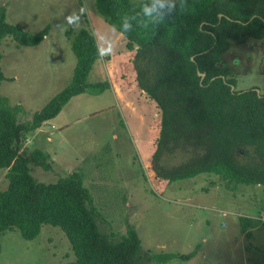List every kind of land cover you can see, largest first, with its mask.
Returning a JSON list of instances; mask_svg holds the SVG:
<instances>
[{
    "label": "rangeland",
    "instance_id": "374dc122",
    "mask_svg": "<svg viewBox=\"0 0 264 264\" xmlns=\"http://www.w3.org/2000/svg\"><path fill=\"white\" fill-rule=\"evenodd\" d=\"M0 6H6L8 22L28 33L50 26L36 46H20L9 37L1 45V65L8 79L0 83V94L22 106V122L30 121L72 81L77 58L68 30L87 28L98 45L114 49L111 56L99 57L88 77L89 91L97 83L107 84L105 90L73 97L54 118L57 127L51 129L53 119L46 125L53 142L46 135L35 137L33 144L49 148L51 144L57 160L50 172L34 168L38 180L53 182L74 171L83 173L110 229L125 233L128 224L134 225L143 249L154 254L197 250L188 261L173 258L165 264H264V186L228 183L207 173L170 182L153 170L161 110L139 87L135 50L97 11L95 0H0ZM236 58L237 65L232 62ZM223 62L238 90L257 86L264 93V38L234 44ZM68 123L64 139L61 128ZM94 137L101 143L97 148L90 145L94 149L87 152ZM42 147L38 148L47 149ZM184 158L182 153L168 155L163 163L171 166ZM5 172L0 168V191L8 186ZM242 217L254 220L250 238L242 232ZM0 243V264L75 260L71 243L58 226L45 225L33 240L18 229L6 230L0 233Z\"/></svg>",
    "mask_w": 264,
    "mask_h": 264
},
{
    "label": "trees",
    "instance_id": "16d2710c",
    "mask_svg": "<svg viewBox=\"0 0 264 264\" xmlns=\"http://www.w3.org/2000/svg\"><path fill=\"white\" fill-rule=\"evenodd\" d=\"M142 2L95 0V5L106 22L126 37L128 48L135 50L139 87L161 110L153 170L170 182L207 173L228 183L264 186V93L238 90L223 62L234 44L264 38V0H184V7L159 27L140 29L137 16L133 32L124 33L120 18L137 12ZM49 29L28 33L8 22L6 6H0V83L8 79L1 65L3 41L9 37L20 46H36ZM67 38L77 58L72 81L30 121H20L22 106L12 105L0 94V168L7 169L8 180L7 188L0 191V233L18 229L25 239L33 240L45 225L60 227L75 260L57 264H165L173 258L192 259L197 250L145 251L134 225L128 224L125 233L110 229L83 173L74 171L53 182L34 176V168L52 171L53 160L40 148L23 149L27 134L57 117L73 97L102 93L107 86L97 83L89 91L88 77L100 57L91 31L70 29ZM198 71L206 73L202 81ZM177 153L185 158L164 165L165 156ZM240 220L242 232L250 238L253 218Z\"/></svg>",
    "mask_w": 264,
    "mask_h": 264
},
{
    "label": "clouds",
    "instance_id": "9594fccd",
    "mask_svg": "<svg viewBox=\"0 0 264 264\" xmlns=\"http://www.w3.org/2000/svg\"><path fill=\"white\" fill-rule=\"evenodd\" d=\"M184 7V0H143L139 10L131 15L125 14L120 18L119 28L124 33L133 32L132 21L139 16L140 29L148 30L157 28L163 24L178 9ZM97 54L100 56H111L114 49L105 44L103 47L97 44Z\"/></svg>",
    "mask_w": 264,
    "mask_h": 264
},
{
    "label": "crops",
    "instance_id": "0c3cea01",
    "mask_svg": "<svg viewBox=\"0 0 264 264\" xmlns=\"http://www.w3.org/2000/svg\"><path fill=\"white\" fill-rule=\"evenodd\" d=\"M119 94H121L122 95V93L119 91ZM128 104H130V105H132V102H129V103H127V105ZM61 113V112H60ZM56 119V118H55ZM55 119H53L52 121H50L52 124H51V129H54V128H56L57 127V122L56 121H54ZM49 121L48 122H46L40 129H38L35 133H33L30 137H28V135H27V137L24 139V141H23V149H25V150H27V151H31V150H34V149H36V148H38V147H42V148H47V149H45V151L46 152H48L50 155H51V158H52V160L54 161H57L56 160V154H55V152L52 150V146H51V144H50V148H49V146L48 145H40V146H38L36 143L35 144H33V141H34V139H35V137H38V136H40V135H46V137H48V139L49 140H51L52 142L54 141V139H53V137H52V131H51V129L50 130H48L47 129V127H46V125L49 123ZM71 125L68 123V124H66V125H64L62 128H61V133H62V135H63V138L64 139H67L68 138V134H69V127H70ZM94 139H95V141H91V143L89 144V146H88V148H87V152H89L90 150L89 149H91L92 147L90 146V145H93L94 144V147H98L99 145H100V143H101V140H97V137H94ZM48 140V141H49ZM57 139L55 138V141H56ZM97 144V145H96ZM48 146V147H47ZM92 149H94V148H92ZM85 154V153H84ZM84 154L82 155V156H84ZM89 154V153H88ZM85 157H86V155H85ZM55 164V163H54ZM6 171H7V169H6ZM5 174H6V172H5ZM253 224H254V220H253ZM252 224V225H253Z\"/></svg>",
    "mask_w": 264,
    "mask_h": 264
},
{
    "label": "water",
    "instance_id": "95a60500",
    "mask_svg": "<svg viewBox=\"0 0 264 264\" xmlns=\"http://www.w3.org/2000/svg\"><path fill=\"white\" fill-rule=\"evenodd\" d=\"M222 16V14H220V17ZM198 74H199V76H201V81L205 78V76H206V73H204V72H200V71H198ZM235 89V86H232V90H234ZM257 92L259 93L260 92V90L259 89H257Z\"/></svg>",
    "mask_w": 264,
    "mask_h": 264
},
{
    "label": "flooded vegetation",
    "instance_id": "af4514ba",
    "mask_svg": "<svg viewBox=\"0 0 264 264\" xmlns=\"http://www.w3.org/2000/svg\"><path fill=\"white\" fill-rule=\"evenodd\" d=\"M244 44H245V43H244ZM244 44H242V45H244ZM230 50H231V49H230ZM230 50H229V51H230ZM229 51H228V52H229ZM226 53H227V52H226ZM226 53H225V54H226ZM232 62H234V64L237 65V64L239 63V60L236 58V59H234ZM224 65L226 66L225 63H224ZM253 89H255V90L257 91V89H259V88H258L257 86H255V88H253ZM259 90H260V89H259ZM259 93H261V90H260Z\"/></svg>",
    "mask_w": 264,
    "mask_h": 264
}]
</instances>
